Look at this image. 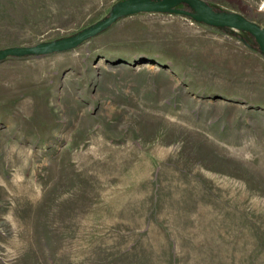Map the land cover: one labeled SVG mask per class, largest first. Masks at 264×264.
Segmentation results:
<instances>
[{"label":"rangeland","instance_id":"1","mask_svg":"<svg viewBox=\"0 0 264 264\" xmlns=\"http://www.w3.org/2000/svg\"><path fill=\"white\" fill-rule=\"evenodd\" d=\"M122 1L0 0V49L76 36ZM203 1L264 27V0ZM0 264H264L253 37L142 13L0 63Z\"/></svg>","mask_w":264,"mask_h":264},{"label":"water","instance_id":"2","mask_svg":"<svg viewBox=\"0 0 264 264\" xmlns=\"http://www.w3.org/2000/svg\"><path fill=\"white\" fill-rule=\"evenodd\" d=\"M180 6H184L186 9H180ZM142 13L181 15L214 28H228L245 32L253 37L264 55V27L239 14L218 13L203 0H123L105 20L76 36L46 44L0 49V63L10 57L20 55H37L71 49L98 35L118 19Z\"/></svg>","mask_w":264,"mask_h":264},{"label":"trees","instance_id":"3","mask_svg":"<svg viewBox=\"0 0 264 264\" xmlns=\"http://www.w3.org/2000/svg\"><path fill=\"white\" fill-rule=\"evenodd\" d=\"M20 56H25V55H20Z\"/></svg>","mask_w":264,"mask_h":264}]
</instances>
